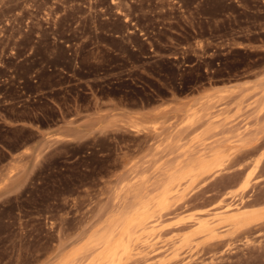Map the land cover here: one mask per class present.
I'll use <instances>...</instances> for the list:
<instances>
[{
    "label": "rangeland",
    "instance_id": "rangeland-1",
    "mask_svg": "<svg viewBox=\"0 0 264 264\" xmlns=\"http://www.w3.org/2000/svg\"><path fill=\"white\" fill-rule=\"evenodd\" d=\"M112 260L264 264V0H0V264Z\"/></svg>",
    "mask_w": 264,
    "mask_h": 264
},
{
    "label": "bare ground",
    "instance_id": "bare-ground-1",
    "mask_svg": "<svg viewBox=\"0 0 264 264\" xmlns=\"http://www.w3.org/2000/svg\"><path fill=\"white\" fill-rule=\"evenodd\" d=\"M216 152H217V151H216ZM219 153H220V152H219ZM220 154H221V153H220ZM214 156H215V154L213 155V157H214ZM218 156H219V155H218ZM221 156H222V154H221ZM221 156H220V157H221ZM215 157H216V156H215ZM215 157H214V158H215ZM219 159H220V158H219ZM238 177H239V176H238ZM227 210H228V209H227ZM229 210H230V212H232L231 209H229ZM236 210H237V209H236ZM224 211H225V210H224ZM238 211H239V209H238ZM238 211H237V212H238ZM225 212H226V211H225ZM227 212H228V211H227ZM222 213H223V211H222ZM234 213H235V212H234ZM238 213H239V212H238ZM223 214H224V213H223ZM229 214H230V213H229ZM229 214H228V215H229ZM232 214H233V212H232ZM251 215H252V214H251ZM262 215H263V214H262ZM216 216L218 217V216H220V215H216ZM221 216H222V215H221ZM224 216H225V214H224ZM230 216H231V215H230ZM235 216H236V215H235ZM131 217H132V216H131ZM246 217H247V216H246ZM249 217H251V216L249 215L248 218H245V217H242V218L245 219V220H246V219H252V218H253V216H252V218H249ZM243 219H242V221H243ZM130 220H131V218H130ZM235 220H236V219H235ZM237 220H238V219H237ZM239 220H240V219H239ZM119 221H120V220H119ZM223 221H224V220H223ZM230 221H231V220H230ZM230 221H229V222H230ZM232 221H233V219H232ZM250 221H251V220H250ZM127 222H128V221H127ZM127 222H126V223H127ZM132 222H133V221H132ZM225 222H227V221H225ZM126 223H125V225H126ZM128 224L130 225V223H128ZM128 224H127V225H128ZM131 224H132V223H131ZM125 225H124V227H126ZM128 227H129V226H128ZM128 227H127V228H128ZM132 227H133V226H132ZM134 227H135V226H134ZM100 229H101V228H100ZM122 229H123V228H122ZM134 229H135V228H134ZM131 230H132V229H131ZM98 231H99V230H98ZM124 231H126V229H125ZM121 232L123 233V231H121ZM101 233H102V232H101ZM113 233H114V232H113ZM130 233H131V231H130ZM102 234H103V233H102ZM102 234H101V236H103ZM111 234H112V233H111ZM97 235H98V234H97ZM97 235H96V237H97ZM114 236H115V235H114ZM121 236H122V234H121ZM130 236H131V235H130ZM104 237H105V236H104ZM89 238H90V237H89ZM102 238H103V237H102ZM127 238H128V237H127ZM97 239L99 240V239H101V238L98 237ZM104 239H105V238H104ZM101 240H102V239H101ZM87 241H88V240H87ZM122 241H123V239H122ZM102 242H103V241H102ZM127 242H128V240H127ZM98 243H99V242H98ZM100 243H101V242H100ZM120 243H121V242H120ZM124 243H125V242H124ZM95 244H97V243H95ZM103 244H104V243H103ZM122 244H123V242H122ZM128 246H129V245H128ZM128 248H129V247H128ZM128 248H127V250H128ZM125 250H126V249H125ZM122 254H124V250H123ZM62 258H63V257H62ZM122 258H123V257H121V260H122ZM118 261H119V260H118ZM112 262H115V260H112ZM115 264H116V262H115ZM118 264H119V263H118Z\"/></svg>",
    "mask_w": 264,
    "mask_h": 264
}]
</instances>
